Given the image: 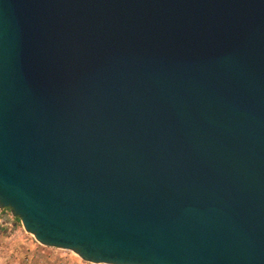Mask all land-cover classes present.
I'll use <instances>...</instances> for the list:
<instances>
[{
  "label": "water",
  "instance_id": "1",
  "mask_svg": "<svg viewBox=\"0 0 264 264\" xmlns=\"http://www.w3.org/2000/svg\"><path fill=\"white\" fill-rule=\"evenodd\" d=\"M0 207L96 264H264V0H0Z\"/></svg>",
  "mask_w": 264,
  "mask_h": 264
},
{
  "label": "rangeland",
  "instance_id": "2",
  "mask_svg": "<svg viewBox=\"0 0 264 264\" xmlns=\"http://www.w3.org/2000/svg\"><path fill=\"white\" fill-rule=\"evenodd\" d=\"M0 264H96L73 251L45 246L10 208L0 207Z\"/></svg>",
  "mask_w": 264,
  "mask_h": 264
}]
</instances>
